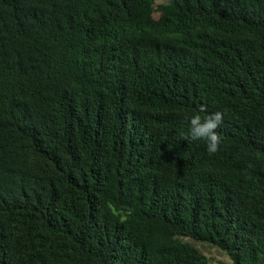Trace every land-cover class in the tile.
<instances>
[{
  "label": "trees",
  "instance_id": "trees-1",
  "mask_svg": "<svg viewBox=\"0 0 264 264\" xmlns=\"http://www.w3.org/2000/svg\"><path fill=\"white\" fill-rule=\"evenodd\" d=\"M0 264H264V0H0Z\"/></svg>",
  "mask_w": 264,
  "mask_h": 264
},
{
  "label": "clouds",
  "instance_id": "clouds-1",
  "mask_svg": "<svg viewBox=\"0 0 264 264\" xmlns=\"http://www.w3.org/2000/svg\"><path fill=\"white\" fill-rule=\"evenodd\" d=\"M207 112V107L202 105L196 114L188 117L189 127L187 134H182V139L203 141L206 145V150L209 154H215L221 144V136L217 129L221 126L224 120V113L220 111L207 114L204 118L199 114Z\"/></svg>",
  "mask_w": 264,
  "mask_h": 264
}]
</instances>
